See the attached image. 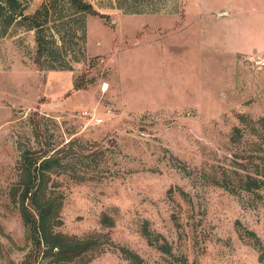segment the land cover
<instances>
[{
    "label": "rangeland",
    "instance_id": "374dc122",
    "mask_svg": "<svg viewBox=\"0 0 264 264\" xmlns=\"http://www.w3.org/2000/svg\"><path fill=\"white\" fill-rule=\"evenodd\" d=\"M90 1L100 13L72 68L39 67L33 29L0 31V264H264V187L239 181L264 151L245 130L232 138L240 113L264 116V0ZM222 7L231 16L215 20ZM83 71L91 81L75 89ZM36 115L43 139L100 153L76 161L80 179L54 175L55 228L111 236L91 259L45 255L10 197Z\"/></svg>",
    "mask_w": 264,
    "mask_h": 264
},
{
    "label": "trees",
    "instance_id": "16d2710c",
    "mask_svg": "<svg viewBox=\"0 0 264 264\" xmlns=\"http://www.w3.org/2000/svg\"><path fill=\"white\" fill-rule=\"evenodd\" d=\"M28 1L0 0L1 33H7L15 24L33 29L36 42L34 62L41 68H72V61L79 60L86 51L87 15L100 12L90 0H44L34 12L26 13L24 10ZM124 2H119V6L125 8ZM128 6L126 10L138 11ZM72 50L75 54L71 53ZM88 74V71H83L76 76L75 89L87 87L91 81ZM41 116L36 115L32 119L36 145L21 143L19 147L17 177L9 188L10 197L18 204L25 225L34 231L37 241L44 245L45 255L57 263L85 256L91 259L105 249L104 243L112 242L111 236L107 232H92L80 237L55 228L61 221L63 193L57 191L54 175L68 173L80 179L82 175L77 174L76 161L81 156H86L95 162L100 153L90 149L85 152L84 146L78 148V139L71 138L59 145L55 141L43 139L45 131ZM239 117L243 126H234L232 138L241 139L240 134L245 130L257 142L256 150L264 151V116L254 119L248 114L240 113ZM250 157L256 164L255 171L241 175L239 181L248 190L262 188L264 155L259 153ZM102 221L108 225L113 224V219L107 214L103 215ZM144 233L152 242L148 229ZM103 237L106 241H103ZM122 248L129 257H139L131 249Z\"/></svg>",
    "mask_w": 264,
    "mask_h": 264
},
{
    "label": "crops",
    "instance_id": "0c3cea01",
    "mask_svg": "<svg viewBox=\"0 0 264 264\" xmlns=\"http://www.w3.org/2000/svg\"><path fill=\"white\" fill-rule=\"evenodd\" d=\"M213 14L215 15V20L221 19V17L231 16V11L227 7H222L219 9L214 8ZM218 22V21H217Z\"/></svg>",
    "mask_w": 264,
    "mask_h": 264
}]
</instances>
